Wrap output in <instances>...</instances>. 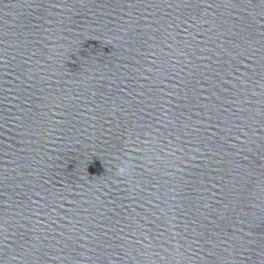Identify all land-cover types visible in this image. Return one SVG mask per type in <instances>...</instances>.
<instances>
[{
	"label": "water",
	"instance_id": "obj_1",
	"mask_svg": "<svg viewBox=\"0 0 264 264\" xmlns=\"http://www.w3.org/2000/svg\"><path fill=\"white\" fill-rule=\"evenodd\" d=\"M0 264H264V0H0Z\"/></svg>",
	"mask_w": 264,
	"mask_h": 264
},
{
	"label": "clouds",
	"instance_id": "obj_2",
	"mask_svg": "<svg viewBox=\"0 0 264 264\" xmlns=\"http://www.w3.org/2000/svg\"><path fill=\"white\" fill-rule=\"evenodd\" d=\"M120 171H121V172H123V171H124V169L122 168V169H120Z\"/></svg>",
	"mask_w": 264,
	"mask_h": 264
}]
</instances>
